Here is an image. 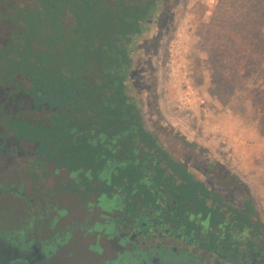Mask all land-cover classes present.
Returning <instances> with one entry per match:
<instances>
[{
	"label": "flooded vegetation",
	"instance_id": "flooded-vegetation-1",
	"mask_svg": "<svg viewBox=\"0 0 264 264\" xmlns=\"http://www.w3.org/2000/svg\"><path fill=\"white\" fill-rule=\"evenodd\" d=\"M159 3L154 1L151 8ZM151 17L132 43L121 41L132 61L136 41ZM133 69L134 65L125 96H105L115 106L124 97L131 110L126 111L130 115L122 130L125 136L117 133L118 120L112 126L113 137L100 133V127L95 131V145L106 156L102 170L95 168L100 158L83 160L89 165L71 169L66 166L69 160L58 156L52 145L46 156L39 153L37 141L30 143L34 145L27 158L33 184V237L23 243L2 239L0 264H53L60 252H68V236L85 240V251L92 258L87 264H264V219L257 191L208 144L195 137L185 147L171 144L177 135L188 137L161 119L159 101L140 93ZM25 95L31 102L25 112L36 121L13 117L50 126L53 110L37 107ZM39 116L46 121L39 122ZM6 135L3 145L11 146ZM13 138L18 157L27 155L22 144L28 142ZM41 171L46 180L40 179ZM49 179L51 187L42 189ZM71 256L75 257L67 254L70 260Z\"/></svg>",
	"mask_w": 264,
	"mask_h": 264
},
{
	"label": "rangeland",
	"instance_id": "rangeland-1",
	"mask_svg": "<svg viewBox=\"0 0 264 264\" xmlns=\"http://www.w3.org/2000/svg\"><path fill=\"white\" fill-rule=\"evenodd\" d=\"M250 2L224 0L225 8L219 12V0H160L147 30L136 41L133 78L145 98L159 101L161 119L188 137L177 135L171 144L185 147L195 137L208 144L214 155L227 158L257 191L264 219V52L257 47L264 38V23L255 22L252 31L242 28ZM215 51L222 54L221 67L213 62ZM21 83L30 85L28 79ZM15 93L0 89L6 114L36 121L25 112L31 109L25 92L19 88ZM42 121L46 119L39 116ZM5 129L0 119V242L23 243L33 237V184L27 158L34 145L23 143L27 155L18 157L13 135ZM4 133L11 146L3 145ZM39 177L47 179L43 171ZM49 180L42 189L51 187ZM68 237V252H60L53 264H87L92 258L85 251V240ZM69 253L75 256L72 260Z\"/></svg>",
	"mask_w": 264,
	"mask_h": 264
},
{
	"label": "trees",
	"instance_id": "trees-1",
	"mask_svg": "<svg viewBox=\"0 0 264 264\" xmlns=\"http://www.w3.org/2000/svg\"><path fill=\"white\" fill-rule=\"evenodd\" d=\"M154 1L159 0H32L21 4L2 0L0 89L14 93L23 87L37 107L53 110L50 126L39 127L8 116L0 103V119L6 129L19 140L37 141L41 155L48 156V145H52L58 156L69 160L66 166L71 169L84 168L100 158L102 162L95 168L102 170L106 156L95 145V131L100 127V133L113 137L112 126L118 120L117 133L125 136L122 130L128 127L130 115L124 97L117 106L105 97L128 93L126 80L131 77L133 61L122 50L121 41L130 44L135 35L143 33L144 21L157 9L151 8ZM216 7L223 11L224 0ZM247 14L246 21H241L246 32L254 30L255 22L263 25L264 0L250 2ZM257 47L264 52V38ZM221 56L213 53V62L219 67L223 65ZM24 79L30 81L29 86L21 83ZM83 160L88 162L81 163ZM75 161L81 164L71 165Z\"/></svg>",
	"mask_w": 264,
	"mask_h": 264
}]
</instances>
